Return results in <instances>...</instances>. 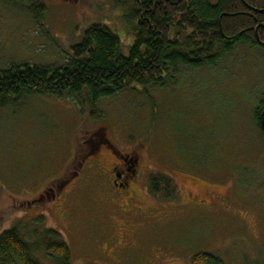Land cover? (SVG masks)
I'll use <instances>...</instances> for the list:
<instances>
[{"label":"rangeland","instance_id":"rangeland-1","mask_svg":"<svg viewBox=\"0 0 264 264\" xmlns=\"http://www.w3.org/2000/svg\"><path fill=\"white\" fill-rule=\"evenodd\" d=\"M120 1L0 4V68L65 66L93 25L108 27L129 56ZM263 98L264 49L238 45L214 67L180 66L165 86L133 85L93 109L49 95L0 102V235L19 227L42 244L56 230L72 264H192L202 252L264 264V138L254 118ZM100 140L102 163L88 161L71 181ZM112 149L138 150L170 194H139V213L123 215L102 171ZM33 257L57 264L45 249Z\"/></svg>","mask_w":264,"mask_h":264},{"label":"trees","instance_id":"trees-1","mask_svg":"<svg viewBox=\"0 0 264 264\" xmlns=\"http://www.w3.org/2000/svg\"><path fill=\"white\" fill-rule=\"evenodd\" d=\"M27 0H0L8 9ZM123 16L134 42L129 56L108 27L93 25L83 41L72 47L68 64L31 66L11 64L0 68V102L33 95H49L91 108L133 85L162 87L184 66L200 70L214 67L238 45L264 49V0H121ZM41 13L45 6H39ZM92 108V109H93ZM255 120L264 138L261 114ZM98 116L96 111L92 115ZM165 185L161 187V185ZM154 194H170L171 182L157 178ZM162 188V189H161ZM167 196V195H166ZM42 244L27 240L19 227L0 235V264H41L33 251L45 249L57 264H72L71 251L61 233L48 230ZM192 264H226L211 253H197Z\"/></svg>","mask_w":264,"mask_h":264},{"label":"flooded vegetation","instance_id":"flooded-vegetation-1","mask_svg":"<svg viewBox=\"0 0 264 264\" xmlns=\"http://www.w3.org/2000/svg\"><path fill=\"white\" fill-rule=\"evenodd\" d=\"M260 119L262 124V121H264V112L261 114ZM104 142V140H100L94 145L92 151L90 150L85 155L79 164L78 172L73 173L70 177L71 181L79 180L78 175L84 171V167L88 161L102 163L99 159H101L100 151ZM110 152L113 157L111 163L102 168L105 178H108L110 194L120 200L123 215L130 216L138 214L141 210V205L135 206V203L142 204L139 198L143 194L151 198L154 196L153 190L156 187L154 183L157 176L153 175V173L149 174L150 170L141 162L138 150L134 149L132 153L125 154L118 152L116 149H112ZM109 182L112 183V188ZM46 194H50V191L46 192ZM193 203H198V201L195 200ZM123 222L125 229L130 230L133 228L131 227L132 222L125 220ZM124 237L126 238V236Z\"/></svg>","mask_w":264,"mask_h":264},{"label":"water","instance_id":"water-1","mask_svg":"<svg viewBox=\"0 0 264 264\" xmlns=\"http://www.w3.org/2000/svg\"><path fill=\"white\" fill-rule=\"evenodd\" d=\"M262 126H263V128H264V121H262Z\"/></svg>","mask_w":264,"mask_h":264}]
</instances>
